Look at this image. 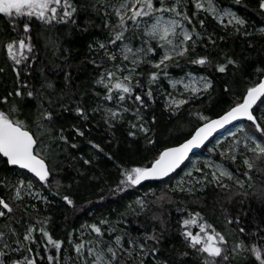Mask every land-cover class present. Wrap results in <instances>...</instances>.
<instances>
[{
    "label": "snow or ice",
    "instance_id": "snow-or-ice-1",
    "mask_svg": "<svg viewBox=\"0 0 264 264\" xmlns=\"http://www.w3.org/2000/svg\"><path fill=\"white\" fill-rule=\"evenodd\" d=\"M255 5L261 17L260 24L264 25V0H255ZM233 6L246 8L247 4L244 0H231L228 6L223 0H0V19L6 20L8 25L0 32V37H4L0 39V57L14 73L18 85L0 95V161L5 168L24 170L14 183L7 177L0 179V188L11 193L7 197L0 196V218L5 220L0 225V264H37L40 250L37 231L44 251L55 252L47 256L48 264H60L65 240L54 239L47 230L49 217L28 223L22 238L12 221L25 195L50 203L47 197L32 190L36 184L50 190V178L58 167L54 164L58 153L52 146L69 144L65 129L56 126L61 113L72 110L87 121L90 97L96 105L91 112L101 113L110 129L127 124L128 137L142 136L147 145L156 148L157 132L152 127L156 117L146 120L142 110L156 103L157 93L163 98L165 110L177 115L214 87L209 75L187 71L182 76H173L170 69L183 71L187 66H198L227 75L230 67L239 69L242 66L241 61L228 52H223L219 58L207 52L208 45L216 49L217 39L224 41L225 36L217 37L214 31L209 33L206 20L211 18L226 35L242 36L249 41L251 49L255 48L251 43L254 33L264 39V26L250 24L238 10H233ZM249 27L254 32H249ZM93 29H98L100 35H94ZM73 36L83 39L87 49L80 65L70 62L73 50L65 47L74 42L69 39ZM201 44L206 50L204 55L197 53ZM41 46L46 55L51 54L46 63L54 78L45 74L41 67L38 70L40 86L36 88L27 80L22 81L21 73L32 75L33 65L40 60ZM85 64L91 65L93 74L87 82L77 85L73 73ZM4 71L5 68L0 67V73ZM161 81H166L168 87L165 88ZM222 87L225 92L232 91L231 83H224ZM261 105H264V65L254 68L251 78L244 81L242 93L216 118L205 116L198 109L189 111V117L195 116L197 126L183 142L157 148L150 160L145 158L147 162L128 167L114 162L118 179L111 193L135 189L148 180L170 178L189 159L193 149L204 145L218 129L243 119L248 124L230 133L232 139L226 148L217 145L210 150L222 149L219 163L209 159L203 167L193 164L175 187L161 192L151 203L165 200L171 203L169 191L192 195L203 192L210 185L225 191L228 202L238 195L248 196L246 191H233V188L252 187L253 171L264 174V108ZM128 113L134 121L127 119ZM72 130L79 137L85 135L75 125ZM240 133L243 135H238ZM88 143L93 149L104 152L99 144ZM70 147L75 149L78 145L72 143ZM104 154L114 160L111 154ZM238 160L243 170L225 166L226 163L236 165ZM91 162L83 159L86 165ZM194 172L198 175L194 176ZM59 187L57 182L55 195H60ZM149 195L156 196V193L150 190L126 204L119 217L143 214L150 203L146 199ZM61 199L66 205L75 206L70 195H62ZM177 211L186 213V218L178 221L177 231L182 237L180 248L165 250L168 229L159 216L152 217L160 220L159 231L153 228L137 235L101 217L81 226V230L87 228L89 234H95L92 240L81 239L77 243L72 233L68 234L67 243L76 254L75 264H186V258L193 254V264H234L238 257L242 258V264H264V217L258 218L255 231H252L241 225L239 216H225V223L235 227L224 232L209 222L201 211H189L187 206ZM123 223L130 221L123 220ZM194 228L197 230L193 231Z\"/></svg>",
    "mask_w": 264,
    "mask_h": 264
},
{
    "label": "trees",
    "instance_id": "trees-1",
    "mask_svg": "<svg viewBox=\"0 0 264 264\" xmlns=\"http://www.w3.org/2000/svg\"><path fill=\"white\" fill-rule=\"evenodd\" d=\"M244 2L247 4L246 8L233 6V10H238L239 14L249 20L250 24H255L257 27L264 26L260 24L261 17L255 11V0H244ZM223 4L228 6L231 4V0H223ZM96 23L99 24L100 21L97 20ZM206 26L209 33L214 31L217 37L225 36L224 41L217 39L216 49L208 45L207 52L211 53L214 58H219L223 52H228L240 60L242 66L239 69L230 67L227 75L215 73L212 68H208L207 70L200 69L198 66H187L183 71L177 68L170 69L173 76L184 74L187 71L209 75L213 79L214 87L208 93L201 94L193 103L185 106L177 115H172L165 110L161 98L156 95V103L151 104L150 108L142 110L146 120L151 121L153 116L156 117V123L152 126L157 132L156 139L158 143L156 148L147 145L142 136L135 139L128 137L126 131L127 124L117 125L110 129L104 119H102L101 113L91 112V108H94L96 105L91 101L90 97L88 102L89 119L87 121L77 117L72 110L62 112L56 121V126L57 129L59 127L65 129V135L68 137L69 144L63 145L61 143L53 144L52 146L58 153L54 158V164L58 165V167L55 168V173L50 178V190L49 188H41L39 184H36L34 187L41 192L42 196L47 197L50 203L45 204L43 200L28 195L24 196L22 203L18 202L20 203V207L16 208L12 226L21 233V238L24 228L28 223H36L38 220L43 221L46 217H49L47 230L52 234L54 239L65 240V244L60 252V264H75L76 254L74 249L67 243L68 234L72 233L73 239L77 243L81 239L85 242L92 240L95 234H89L90 230L87 228L81 230V226L96 222L101 217H107L113 222V226L121 229L129 228L133 231L134 235H137L145 230L151 231L153 228L159 231L161 227L160 220L152 219L153 215L159 216L165 222L168 229L164 244L166 251L171 250L173 247L180 248L182 246V237L179 235L177 228L179 227L178 221L186 218V213L178 212L177 208L183 209L185 206H187L189 211H201V214L209 222L218 226V230L229 232L235 226L226 224L225 216L228 218L239 216L241 225L247 226L246 230L255 231L258 218L264 217V174L257 171L251 173L252 187L246 185L243 190L233 188V191H246L248 196L238 195L232 202H228L225 199V191L216 188L215 185H210L203 192H196L192 195L181 193L178 190L175 193L169 191L168 196L172 200L171 203L167 200L151 203V201L156 200V197L161 192L175 187L177 176L189 160H186L176 173L171 174L170 178H164L163 181H145L142 186L116 194H112L110 191V189L115 188L118 179V170L114 162L121 163L126 167L147 162L145 158L150 160L157 148L182 141L197 126L195 116L189 117V111L198 109L203 115L209 117L220 114L230 107L242 93L244 81L251 78L254 68L264 65V39L260 37L259 33H254L251 38V43L255 44V48L251 49L248 47L249 41H246L242 36L226 35L221 28L216 26L211 18L206 20ZM7 27L6 20L0 19V32L5 31ZM92 31L94 35H100L98 29H93ZM248 31L254 32V29L249 27ZM3 38L0 37V39ZM69 39L74 41L71 44H65V47H71L73 50L70 62L74 65H80L81 61L85 60L87 52L85 41L79 36H73ZM197 53L200 55L206 54L203 44L197 47ZM39 56L40 60L33 65L31 76H25L23 71L21 73V80H27L30 86H35L36 88L40 86L39 81L41 77L38 70L41 67H44L45 74H48L50 78H54L51 76L49 66L46 63L51 58V54L48 53L46 55L41 46ZM56 62L59 63L60 61L57 60ZM0 67L5 68V71L0 73V95H5L18 85L14 73L4 63L2 57H0ZM233 73H235V76ZM73 74L77 77L75 83L78 85L81 82L88 81L89 76L93 74V68L91 65L85 64L79 67ZM59 79L62 82V74ZM234 80L235 83H233ZM224 83H231L232 91L225 92L222 87ZM161 84L165 86V81H161ZM29 106L31 107L32 105ZM261 107L264 108V105H261ZM126 117L128 120L134 121L135 119L131 113L126 114ZM247 124V121L243 122V126ZM73 125L84 131L85 135L83 137L77 136L72 130ZM238 135L243 134L240 133ZM231 139V136H226L225 139L219 142V145H223L226 148ZM89 141L99 144L104 149V152L93 149L91 144L88 143ZM212 141L210 140L204 145L198 153L204 151ZM72 143L77 144L78 147L75 149L71 148L70 145ZM221 150L220 147H217L212 153L214 159L221 161L219 156ZM104 153L111 154L114 160H109ZM81 157L83 159H90L92 161L91 164H84L83 159H80ZM197 166L203 167L204 165L201 161H198ZM225 166L230 169L235 167L243 170V166L239 160L236 165L226 163ZM23 171L13 169L11 166L5 168L2 161H0V179L7 177L14 183L20 178ZM193 175L197 176L198 173L194 172ZM241 179L246 178L241 177ZM57 182L60 185V195L54 194L57 191ZM69 185L71 187H68ZM150 190L155 191L156 196L149 195L146 197L150 202L147 211L139 216L129 214L123 219L119 217L118 214L124 211L126 204L134 201L139 196H143L144 193ZM65 194L73 198L75 206L66 205L61 199L62 195ZM9 195L11 193L8 190L0 188V196L7 197ZM101 195L104 196L103 200L100 199ZM32 205H35V208L31 207ZM13 207L15 208L16 205L13 204ZM25 208L27 212L24 211ZM118 220H120L119 224L116 223ZM123 220L130 221V223L125 224ZM16 221L19 222L17 223ZM4 223L5 220L0 218V225ZM196 230L195 228L193 229V231ZM35 235L38 242H40L37 264H48L47 256L55 254V252L54 250L44 251L40 233L37 231ZM33 248L35 249L36 246L33 245ZM194 260V254L190 255L186 258V264H193ZM234 264H242V258L238 257L234 261Z\"/></svg>",
    "mask_w": 264,
    "mask_h": 264
},
{
    "label": "rangeland",
    "instance_id": "rangeland-1",
    "mask_svg": "<svg viewBox=\"0 0 264 264\" xmlns=\"http://www.w3.org/2000/svg\"><path fill=\"white\" fill-rule=\"evenodd\" d=\"M182 75H183V74H181V75H177V76H182ZM200 75H204V74H200ZM163 86H164V85H163ZM164 87H165V88L168 87L166 81H165V86H164ZM169 90H170V89H169ZM182 90H183V89H182V86H181V91H182ZM157 96H158L159 98H161V100H162V104H163V106H164L163 98H162L158 93H157ZM164 109H165V108H164ZM241 126H243V122H239V123H237V124L232 125V126L229 127L225 132H223L222 134L217 135V136L213 139V141L210 142V143L207 145V147H206V149H205L204 151H202L201 153H198V154H195V155L191 156L190 159H189V161H188V163L186 164V166L180 171L179 175L177 176V181L180 179V177L184 176V173H185L186 171L191 170L193 164H195L196 167H198V166H197L198 161H201V162L203 163V165H204V162L207 161V160H209V159L214 160V161H216L217 163H219L220 161L214 159L213 156H212V153H213L214 151H210V150H212V149L214 148V146L219 145V142L222 141L223 139H225L226 136H231L230 133L235 132L236 129H237L238 127H241ZM32 191H33V192H40V191H39L38 189H36V188H34ZM40 193H41V192H40ZM34 197H35V196H34ZM36 198H37V197H36Z\"/></svg>",
    "mask_w": 264,
    "mask_h": 264
},
{
    "label": "water",
    "instance_id": "water-1",
    "mask_svg": "<svg viewBox=\"0 0 264 264\" xmlns=\"http://www.w3.org/2000/svg\"><path fill=\"white\" fill-rule=\"evenodd\" d=\"M220 114H222V112H221ZM216 116H217V115H215V116H213V117H211V118L214 119V118H216ZM239 121H244V120L242 119V120L233 121L231 124L225 125L223 128L218 129L215 133H213V135H212L211 137H209V139L205 142V144H206L211 138H213V137H215L217 134H219V133L225 131L229 126H231L232 124H234V123H236V122H239ZM245 121H246V120H245ZM192 131H193V130H192ZM183 140H184V139H183ZM183 140L180 141V142H183ZM176 144H177V143H176ZM173 145H175V144H172V145H169V146H173ZM202 146H203V145H202ZM202 146H201V147H202ZM201 147L193 149V151H192L191 153H189V157H190L191 155H193L195 152H197ZM165 178H166V177H165ZM148 181H158V180H148Z\"/></svg>",
    "mask_w": 264,
    "mask_h": 264
}]
</instances>
